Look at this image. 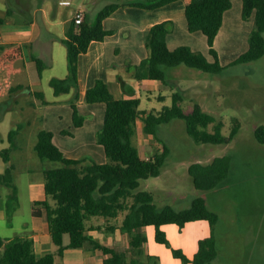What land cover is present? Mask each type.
<instances>
[{"label": "trees", "instance_id": "trees-1", "mask_svg": "<svg viewBox=\"0 0 264 264\" xmlns=\"http://www.w3.org/2000/svg\"><path fill=\"white\" fill-rule=\"evenodd\" d=\"M172 1L175 0L111 2L99 10L95 21L86 16L80 23H76L75 17L71 19L66 36L62 38L67 46L68 73L65 77H52L50 85L57 95L75 90L72 102L75 125H81L83 122V116L76 103L79 95V56L88 50L93 40H102L113 32L104 28L103 20L120 6H137L151 10ZM242 1L243 18L248 19L254 15L255 27L250 34L249 48L231 64L249 62L264 55V0ZM231 6L232 0H189L186 5L189 30H202L206 34L213 61L188 45L169 48L166 38L172 28V21L165 20L155 23L148 31L146 46L149 54L139 64L133 66L135 77L156 79L165 85H173L165 68L179 64L215 74L220 73L224 66L215 48V38L223 24L224 12ZM11 13L12 9L8 8L7 15ZM5 20L6 17H0V23ZM1 48L3 52L0 56V69L15 70L14 63L24 57L22 46L4 44ZM32 59L36 62L38 75L41 77L46 64L39 56L32 55ZM23 88L22 85L12 86L9 93L19 92ZM36 93L43 103H49L43 92ZM183 98L182 92L175 90L172 105H165L161 110H140V98L116 97L108 82L98 79L87 89L86 101L106 103L103 128L97 136L107 155V161L103 163L88 156L80 158L65 156L62 149L53 141V132L45 128L40 129L34 146L35 151L42 160L58 164L43 170L45 198L34 201L32 214L35 217L46 218L57 250L39 256L33 237L0 235V264H55L56 254L63 256L68 248H84L87 254L99 249L105 255L100 264H130L126 259V252L101 242L91 232L102 227L101 224H94L95 219L110 221L125 211L118 227L132 232L133 247L140 248L146 245L148 237L143 228L153 225L156 240L170 247L173 255L180 258L182 264H212L219 254L216 225L220 215L209 206L207 199L204 196H196L191 205L183 209L171 204L158 208L154 194L139 188L142 179L161 173L169 155V147L163 143L160 152L150 157L143 156L134 141L138 118L142 120L143 130L154 136H158V127L161 124L183 119L188 133L197 142L202 143H228L239 131L240 121L235 119L230 133L225 135L222 131L223 121L217 120L215 115L207 112L198 102L194 104L192 111L186 112L181 104ZM19 127L21 126L9 131L10 145L0 151L4 161L9 163L5 171L0 173V182L11 188L10 196L14 199L18 194V187L13 181L14 165L10 160ZM254 134L259 142L264 143V124L257 126ZM231 163L230 154L216 156L208 163L199 161L192 163L189 166V173L195 187L204 190L218 187L227 179ZM189 221L205 224L209 229L208 233L198 236L197 249L192 258L183 249L173 247L162 228V225L167 223H176L182 227ZM116 227L115 224L109 226L112 229ZM66 234L69 235L68 243L64 240ZM149 256L156 257L151 254ZM132 263L135 261L132 260Z\"/></svg>", "mask_w": 264, "mask_h": 264}, {"label": "rangeland", "instance_id": "rangeland-1", "mask_svg": "<svg viewBox=\"0 0 264 264\" xmlns=\"http://www.w3.org/2000/svg\"><path fill=\"white\" fill-rule=\"evenodd\" d=\"M63 1L0 0V10L11 8L12 13L7 17L16 19L18 8L25 6V3L43 4L45 11L38 13L36 28L42 38L49 39L53 35H63V29L80 9H85L88 19L95 21L99 10L108 3L128 0H69V4ZM251 22L252 32L255 27L254 16ZM251 32L245 37L244 45L249 42ZM54 42L53 65L45 68L40 80L36 62L31 60L24 70L12 76L11 82L18 80L29 85L34 80L35 89L43 90L48 98H52L54 89L50 85V79L68 72L67 46L59 43L57 39ZM59 46L63 50L62 55ZM242 47L245 46H239L236 52L240 54ZM206 53L209 60L214 59L209 51ZM165 69L173 85L157 83L152 86L151 91L143 88L139 95L140 110H161L165 105H172L173 92L178 90L183 94L181 104L186 112L192 111L194 104L198 102L207 112L215 115L217 120L224 122L222 131L225 135L230 133L235 119L240 121V127L230 142L220 144L197 142L188 133L183 119L161 124L158 127V136L146 133L139 125L134 141L143 156L150 157L160 152L163 143L169 147V155L161 173L142 179L139 188L154 194L158 208L171 204L183 209L189 207L196 196L207 199L209 206L220 215L216 225L219 254L212 264H264V143L259 142L254 134L255 128L264 124V55L249 62L227 63L218 74L185 64L168 66ZM8 91L5 95H0V107L5 109L0 119V150L10 145L8 131L21 126L15 137L16 145L12 149L10 160L14 165L13 181L18 187V200L10 196L11 188L0 182V235L28 236L37 219L32 214V200L39 193L32 179L34 177L42 182L43 170L58 163L42 160L35 151L38 131L45 127L41 120V109L40 113L33 114L34 111H31L33 105L30 101L33 96H18ZM8 94L19 99L17 104L10 106L15 108L13 112L7 108ZM12 99L11 97L10 100ZM211 127L212 125L210 130ZM224 154L232 156L227 179L213 189L195 187L189 166L198 161L208 163L214 157ZM84 155L93 158L91 154ZM8 164L0 154V172H4ZM125 212L110 221L95 219L94 224H101L102 227L91 232L101 242L126 252V259L130 264H182L166 245L156 241L154 227H145L143 232L149 236V250L159 254L160 259L150 257L145 244L140 248L133 247L132 232L118 227ZM111 224L117 227L109 228ZM195 225L196 230L189 223L179 232L175 231V224L166 225L165 229L174 246L191 253L195 250V244L193 250H190L192 238L195 237L196 240L199 235L209 232L207 225ZM51 245L48 251H53V247H56L53 242ZM101 256L105 257L103 253ZM58 259L59 256L56 264ZM98 261L100 259H93V263Z\"/></svg>", "mask_w": 264, "mask_h": 264}, {"label": "crops", "instance_id": "crops-1", "mask_svg": "<svg viewBox=\"0 0 264 264\" xmlns=\"http://www.w3.org/2000/svg\"><path fill=\"white\" fill-rule=\"evenodd\" d=\"M188 1L175 0L151 10L137 6H120L103 20L104 28L112 30L113 32L102 40H93L88 50L79 56V95L76 103L79 112L83 116V122L78 126L74 123L72 107L75 90L58 95L53 90L54 96L48 98L43 90L35 89L36 83L34 80L29 85H24L23 82L18 80L17 82H11L14 74L16 75V73L24 70L29 61H34L32 55L41 57L46 64L45 68L53 65L54 41L57 39L59 43H64L62 38L66 36L69 23L63 29V35H53L49 39H44L39 34L40 32H37L36 28L38 13H44L45 11L43 4L31 3V5L25 3V6L18 8L16 19L7 17L8 8L6 10H0V17H6V20L0 23V56L3 52L1 45L4 44H20L24 51V57L14 63L15 70H11L10 68L0 69V83L2 86V93L0 95H5L4 93H7L12 86L22 85L24 88L16 92V94L18 96H33L30 101V104L33 105L31 111H34L33 114H35L37 112L40 113L41 109V120L43 121L45 129L53 132V141L62 149L65 156L80 158L85 156L84 154H91L96 161L100 163L106 162L107 155L104 146L97 139L98 132L103 128L106 103L101 101L87 102V89L93 86L98 79H103L108 82L116 97L140 98L139 95L143 88L151 91L152 86L157 85V83L165 86V84L156 79H138L135 77L133 70V66L139 64L149 54L146 46L148 31L155 23L161 21H172V28L166 38L169 48L174 49L180 45H188L195 51L205 52L203 54L208 58L206 52L209 51V45L206 34L202 30H189L186 17V5ZM242 7V0H232V6L224 12L223 24L215 38V48L219 53V59L223 66L227 63H232L240 54L249 48V42L247 41L248 43L244 45V40L251 32L253 26L251 21L254 15L249 20L243 18ZM79 11H82L83 15L88 17L85 9H80ZM239 46H245L241 48L240 54L236 52ZM59 50L62 55L63 50L60 46ZM210 59L211 61L214 60L212 58ZM67 73L60 77H65ZM37 76L38 80H40L43 77V73L40 77L37 71ZM36 92H43L49 103H43ZM7 97L8 99H6L9 101L7 108L13 112L15 108L10 106L17 104L19 99L17 96H11L9 94ZM11 97L13 98L12 101L10 100ZM0 110L1 119L5 109H2L1 106ZM139 125L143 126L141 118L137 120V128ZM63 130H69V132L66 133ZM32 181L39 191L38 195L32 200L34 203L35 200L45 198L44 179L40 182L37 178L33 177ZM187 223L191 225L192 229L194 228L196 230L195 223L199 222L189 221ZM169 224H175L177 228L175 230L176 232H179L186 224L182 227L176 223L162 225L172 246L183 249L182 247L174 246L172 243L168 231L165 229L166 225ZM146 227H150L151 229L154 226L148 225ZM28 236L34 238L36 252L39 256L48 252V248L52 247L51 242L53 241L45 217H37ZM147 237L148 243L149 236L147 235ZM197 239L195 240V237H193L190 242V250H193L195 244V250L193 252L188 253L183 249L190 258L194 256L197 249ZM64 240L65 243H68L69 235L66 234ZM147 243L146 246L149 254L160 259L159 254L149 250ZM168 248L172 252V249L170 247ZM56 250L57 246H54L53 251ZM100 253L102 254V252H99V249L92 250L87 254L84 248H68L65 250L63 256L56 254L55 264L57 262V256H59L58 264H100L104 258ZM93 259H100V261L93 263Z\"/></svg>", "mask_w": 264, "mask_h": 264}, {"label": "built area", "instance_id": "built-area-1", "mask_svg": "<svg viewBox=\"0 0 264 264\" xmlns=\"http://www.w3.org/2000/svg\"><path fill=\"white\" fill-rule=\"evenodd\" d=\"M63 3L69 4L70 1L69 0H64ZM83 19H84V15H83L82 11H77L76 14H75L76 23L82 22Z\"/></svg>", "mask_w": 264, "mask_h": 264}]
</instances>
